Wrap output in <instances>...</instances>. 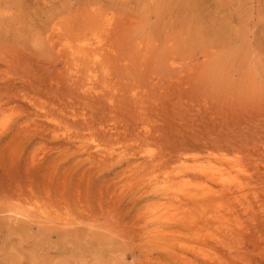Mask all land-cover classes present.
I'll use <instances>...</instances> for the list:
<instances>
[{
	"label": "rangeland",
	"instance_id": "rangeland-1",
	"mask_svg": "<svg viewBox=\"0 0 264 264\" xmlns=\"http://www.w3.org/2000/svg\"><path fill=\"white\" fill-rule=\"evenodd\" d=\"M96 39L95 65L77 64ZM5 86L0 264H168L163 244L192 240L176 219L210 195L214 166L242 163L264 208V0H0V97ZM38 124L55 130L29 138ZM81 141L107 152L73 167ZM241 230L246 264H264V225Z\"/></svg>",
	"mask_w": 264,
	"mask_h": 264
},
{
	"label": "bare ground",
	"instance_id": "bare-ground-1",
	"mask_svg": "<svg viewBox=\"0 0 264 264\" xmlns=\"http://www.w3.org/2000/svg\"><path fill=\"white\" fill-rule=\"evenodd\" d=\"M104 20H105V18H104ZM108 20H109V18H108ZM108 20H107V22H108ZM102 22L103 21H101V23ZM55 23H56V21H55ZM103 23H105V22H103ZM103 23H102V25H103ZM108 23L110 24V22H108ZM108 23H106V24H108ZM102 25H100L99 27H102ZM54 26H56V25H54ZM54 26H52L53 28L51 27V29H53L52 31H54V32L61 29V28L57 29V27H59V25L57 27H54ZM106 27L108 29L109 26H105L103 28H106ZM48 28H50V27H48ZM63 30H65V29L63 28ZM59 31H57V32H59ZM63 32L59 33V36H60V34H62V36H63V34H64ZM105 32H106V29H105V31L103 30V33H105ZM46 35H47V33H46ZM65 36H66V33H65ZM48 37H50V36H48ZM103 39H99V40L96 39L97 41L94 40V42H96L94 47L91 44L90 45L86 44L85 46H87V48L84 47L85 48L84 51L83 50L80 51L83 53H80V54L75 53L76 55L75 54L72 55L74 60H76L77 64L79 61H82L84 64L89 66V64H91L92 62H97L98 61L97 60L98 52L96 53V51H98V49H99L97 46L101 45V42L104 41ZM46 40H47V38H46ZM51 41H49V42H51ZM87 41H89V40H87ZM57 42H58V40H57ZM60 42H58V44ZM84 42H86V41H84ZM64 46L67 47V45H64ZM77 46H79V45L77 44ZM88 46H90V47H88ZM68 47H70V46H68ZM70 48H72V47H70ZM79 48L82 49L83 47L80 46ZM63 49L66 50L67 48H63ZM100 49H102V47ZM66 51H64V52H66ZM69 51H68V53H69ZM71 52H73V50ZM99 52H100V50H99ZM68 53H66V54H68ZM68 56H69V54H68ZM70 59L68 58L69 63L71 62ZM64 60H65V58H64ZM100 60L101 59L99 57V61ZM69 63H68V66H69ZM66 64H67V61H66ZM98 64H99V62H98ZM86 65H84V66H86ZM92 65H95V64L92 63L89 66V69L91 68ZM74 66H73V68H74ZM87 66H86V68H87ZM89 69H88V71H90ZM92 69H93V67H92ZM85 71H87V70H85ZM9 91H10L9 86H5L3 88V90L1 91L2 97H0V119H1L0 120V125H1V129H0L1 130V132H0V151L1 152H4V149L6 148L5 142L7 141L9 135L12 134V132L10 131L11 129L8 125L9 121L7 122V116L8 115L6 114L7 113L6 112V104L9 100V98L7 97V94ZM96 93H97V91H96ZM71 113L73 114V112H71ZM70 116H72V115H70ZM70 123L71 122H69V124ZM58 124L57 125L59 127L62 123L59 121ZM20 125H23V124L21 123ZM65 125H67V124L65 123ZM50 129H51V126H49V125L46 126L45 124H38V125H36L35 129L29 134V138H32L35 136L41 137L44 135V133H46ZM52 129H53V126H52ZM52 129H51V132L55 130V129H53V130ZM100 131H102V130H100ZM67 132H68V130H67ZM67 132L66 133L64 132L62 138L69 143H72L73 140L79 139L81 137V135H79V134H75V133L71 134V133H67ZM100 134H102V133H100ZM103 135L107 136L109 134H108V132H103ZM111 138L113 139L114 136ZM134 138H135V136H134ZM55 139H58V138H55ZM105 140H106V138H105ZM80 143L81 144H80V150L79 151L83 152L84 158H82V159L80 158V160L77 161V163L73 167H77V166L81 165V163H83L86 160H98L99 155L101 156L102 154L107 152V151H105V152L102 151V152H104L102 154H100L101 152H98V153L95 152V151H100L99 148L103 145L100 142H98L97 144H95L93 146L90 144H86L83 141H81ZM133 143H135V142H133ZM105 157H108V156L106 155ZM100 158L103 159L104 157L102 156ZM47 161H48V157L44 156L42 163H46ZM152 161H154V159ZM128 166H130V165H128ZM213 168H215V169L217 168V170H215L213 172H210V170H209V172L208 171L205 172V174H206L205 177L208 180L207 182H210V183H212V185L215 186L214 188L211 187V189L209 191L210 195L197 197L193 194V197L191 196V198H192L191 207H189V208L186 207V209H187V214H185L186 216H184L182 218L179 217L180 219H178V218L176 219V222L179 223V225L185 226L187 229L191 230L194 233L193 235H191L192 240H189L186 243L184 242L185 244L184 243L181 244L179 241H177L178 240L177 239L176 240L177 242L164 243L163 244V248H164V251L166 253V260H167L166 262H168V264H246V256L249 253L254 252V251L252 252L251 251L252 249L250 250L249 246H247V240L245 237H243L245 234V231H244L245 229L244 230H241V229L244 225L248 226L249 224L251 226L255 225L256 227H259V225H261V224L264 225V208L259 206L260 204L258 205L257 204L258 202L257 203L255 202L256 200L254 201L253 197L256 194L255 195L253 194L254 196H251L252 192L250 193L247 189L248 182L246 183L244 180L241 179V175H240L241 173H245L246 176L250 178V170L246 169L245 167H243L242 163H238V162L232 163L231 167L229 169H226V170H224L223 168H222L223 169L222 170V169H220V167L218 169V167H215V166ZM73 170H74V168H72V171ZM118 172H119V175L123 176L124 174L129 173V170L125 171V169H124V170H121ZM117 175H118V173H117ZM119 175H118V177H119ZM90 179H91V177H90ZM119 180H120V178H119ZM109 181H110L109 178L108 179L107 178L102 179L101 184L103 182V184H105V186H106ZM141 181H143V180H141ZM90 182H91V180H90ZM101 186H104V185H101ZM132 186H130V187H132ZM140 186H142V185H140ZM160 189H162V188H160ZM169 189H170V187H164L163 191L167 192ZM133 190L134 189L132 188V191ZM139 194H141V193H139ZM164 194H166V193H164ZM140 197L141 196L134 195L132 197V204L137 203V201L140 199ZM255 197L257 198L258 196L256 195ZM9 210H11V209H9ZM27 212H31V213H27ZM27 212H26L27 214L24 213V216L27 217L28 219L32 220L33 218L37 217L36 213L33 212V210L27 211ZM233 212L235 214H238V217H241V220L239 222L233 223V225L230 226V225H227L226 222H224V220L222 221V219L227 218V217L230 218L231 214ZM10 213H12V212H10ZM14 213H16V212H14ZM45 213H47V212H45ZM19 214H21V213H19ZM40 214H41V212H40ZM42 214L44 215V212ZM50 214L51 213H49L48 215H50ZM54 214H55V212H54ZM54 214H51V215H54ZM39 216L40 215H38V218H39ZM21 217H23V216L21 215ZM44 217L47 218V215H44ZM38 218H35V219H38ZM50 218L48 217L49 220H50ZM63 220L66 221L67 218H66V220L62 219L61 221H63ZM163 220H165V218L163 217V215L159 214V215H154V217L151 219V222H159V221H163ZM34 221H36V220H34ZM37 221H41V220H37ZM71 221H73V220H71ZM69 222H70V220H69ZM67 223L64 222V225L67 226L69 224V223L68 224ZM70 223H72V222H70ZM71 225L73 226V224H71ZM210 225H212V227ZM68 226H67V228H68ZM72 229H73V227H72ZM101 229H103V228H101ZM203 229L207 230V233L206 232H205L206 234L204 233L205 235L202 233ZM246 229L248 230V228H246ZM243 231H244V234L242 233ZM178 233H180V232H178ZM260 235H258V236H260ZM246 236H247V234H246ZM174 238H175V236H174ZM191 238L189 237V239H191ZM195 239H197L196 242H195ZM205 242L207 243V245L204 244ZM257 244H259V249H260L259 253L264 256V253H263L264 241L258 242ZM206 246L209 247L210 250L206 249L205 248ZM237 256H241V258H242V260H240V263L238 262V260H236ZM247 259H250V258H247Z\"/></svg>",
	"mask_w": 264,
	"mask_h": 264
}]
</instances>
